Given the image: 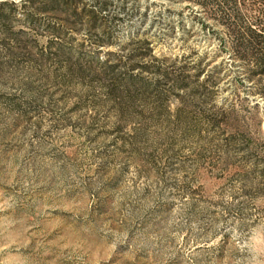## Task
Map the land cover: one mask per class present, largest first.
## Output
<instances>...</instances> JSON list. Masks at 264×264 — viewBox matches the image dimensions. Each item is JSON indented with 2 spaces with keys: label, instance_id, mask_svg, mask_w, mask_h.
Masks as SVG:
<instances>
[{
  "label": "rangeland",
  "instance_id": "1",
  "mask_svg": "<svg viewBox=\"0 0 264 264\" xmlns=\"http://www.w3.org/2000/svg\"><path fill=\"white\" fill-rule=\"evenodd\" d=\"M21 1L0 0V264H264V82L223 29L183 0H103L96 29Z\"/></svg>",
  "mask_w": 264,
  "mask_h": 264
},
{
  "label": "trees",
  "instance_id": "2",
  "mask_svg": "<svg viewBox=\"0 0 264 264\" xmlns=\"http://www.w3.org/2000/svg\"><path fill=\"white\" fill-rule=\"evenodd\" d=\"M80 0H22V4L38 5V14L67 16L76 19L87 18L91 23L90 28L96 29L95 22L100 12L105 11L108 3L99 0L94 2L95 10H84L76 12ZM190 5L199 6L206 13L207 20L214 22L224 31L225 38L222 46L228 47L236 63L247 68L249 76L247 81L250 84H261L264 82V28L252 22L246 16L248 13L244 0H183ZM98 29V28H97ZM48 33L57 34L54 28H48ZM59 31V30H58ZM101 33H105L104 26L99 28ZM107 44H102L104 47ZM224 51V50H222ZM224 53V52H221ZM221 57V54H218ZM201 61V60H200ZM200 63V62H199ZM203 73L199 72L195 79L199 80ZM220 78L218 76L207 77L202 84H212L216 86ZM264 90V89H262ZM264 99V94H260Z\"/></svg>",
  "mask_w": 264,
  "mask_h": 264
}]
</instances>
